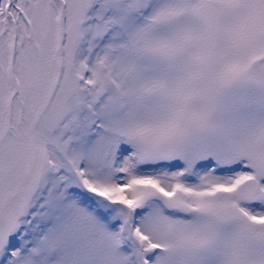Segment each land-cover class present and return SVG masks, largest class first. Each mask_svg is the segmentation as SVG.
<instances>
[{
	"label": "snow or ice",
	"instance_id": "6c2138e0",
	"mask_svg": "<svg viewBox=\"0 0 264 264\" xmlns=\"http://www.w3.org/2000/svg\"><path fill=\"white\" fill-rule=\"evenodd\" d=\"M0 264H264V0H0Z\"/></svg>",
	"mask_w": 264,
	"mask_h": 264
}]
</instances>
